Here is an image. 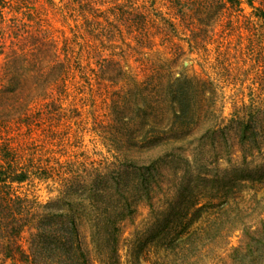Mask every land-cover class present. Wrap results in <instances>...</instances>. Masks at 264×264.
<instances>
[{"label":"trees","instance_id":"1","mask_svg":"<svg viewBox=\"0 0 264 264\" xmlns=\"http://www.w3.org/2000/svg\"><path fill=\"white\" fill-rule=\"evenodd\" d=\"M71 1L83 13L92 6V0ZM8 2L0 0L1 104L4 91H56L67 60L43 32L19 33L23 26L14 18L5 35ZM127 10L131 17L125 22L137 25L141 13ZM255 16L264 24V0ZM261 61L256 83L264 93V56ZM22 94L10 116L0 113V121L30 120ZM172 131L139 142L148 154L144 160L67 161L33 170L19 166L13 146L0 144V264H120L123 233L143 203L149 219L133 228L139 234L131 240L133 258L135 248L159 246L163 253L151 264H264V97L242 103L225 120H212L193 141L184 140L186 145L173 143V137H185L187 130ZM48 177L58 187L45 202L11 188L13 182ZM243 191L250 193L242 196ZM233 230L239 231L238 243L228 245Z\"/></svg>","mask_w":264,"mask_h":264},{"label":"rangeland","instance_id":"2","mask_svg":"<svg viewBox=\"0 0 264 264\" xmlns=\"http://www.w3.org/2000/svg\"><path fill=\"white\" fill-rule=\"evenodd\" d=\"M8 3L5 35L14 18L23 26L19 33L41 31L67 57L56 91L3 92L1 116H10L17 98L27 94L30 120L0 121V144L16 149L19 166L144 160L148 154L138 144L151 133L185 129L186 136L173 137V143L186 145L212 120H225L242 103L264 97L256 83L264 56V24L255 16L259 0H239L234 7L214 0H92L85 13L71 0ZM127 9L141 13L137 25L125 22L131 17ZM56 187L50 177L11 184L40 202L53 198ZM137 208L123 233L120 264H151L163 253L158 246L135 248L134 258L129 254L139 236L133 228L149 219L144 203ZM238 239L233 230L227 244Z\"/></svg>","mask_w":264,"mask_h":264}]
</instances>
